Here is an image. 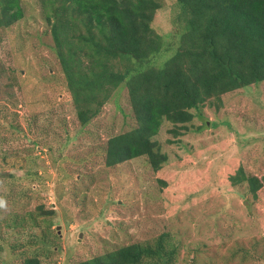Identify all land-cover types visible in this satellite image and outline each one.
<instances>
[{
	"label": "rangeland",
	"instance_id": "1",
	"mask_svg": "<svg viewBox=\"0 0 264 264\" xmlns=\"http://www.w3.org/2000/svg\"><path fill=\"white\" fill-rule=\"evenodd\" d=\"M162 1L153 26L168 35L174 0ZM21 3L0 29V245L17 246L0 264H77L163 235L177 264H264V185L254 199L230 181L241 168L264 178V83L194 110L183 135L165 123L161 171L147 157L107 167L109 139L136 126L127 89L82 126L40 2Z\"/></svg>",
	"mask_w": 264,
	"mask_h": 264
},
{
	"label": "trees",
	"instance_id": "2",
	"mask_svg": "<svg viewBox=\"0 0 264 264\" xmlns=\"http://www.w3.org/2000/svg\"><path fill=\"white\" fill-rule=\"evenodd\" d=\"M39 2L80 124H90L120 88L128 91L136 126L109 139L107 167L147 157L161 171L168 162L158 139L165 123L183 135L194 110L219 109L224 95L264 83V0H174L168 35L153 26L162 0ZM23 18L21 0H0V29ZM230 181L246 183L254 199L264 185L242 168ZM40 240L51 246L48 236ZM16 248L0 245V253ZM177 257L178 246L163 235L77 264H177ZM24 264L42 262L28 256Z\"/></svg>",
	"mask_w": 264,
	"mask_h": 264
}]
</instances>
